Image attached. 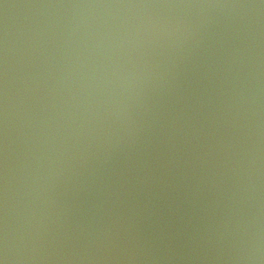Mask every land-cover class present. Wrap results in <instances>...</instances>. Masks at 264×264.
<instances>
[{"label":"water","instance_id":"95a60500","mask_svg":"<svg viewBox=\"0 0 264 264\" xmlns=\"http://www.w3.org/2000/svg\"><path fill=\"white\" fill-rule=\"evenodd\" d=\"M5 256L264 264V0H0Z\"/></svg>","mask_w":264,"mask_h":264},{"label":"rangeland","instance_id":"374dc122","mask_svg":"<svg viewBox=\"0 0 264 264\" xmlns=\"http://www.w3.org/2000/svg\"><path fill=\"white\" fill-rule=\"evenodd\" d=\"M135 34H136V37L138 38L139 46L144 48L143 40H142V32L135 33ZM161 54H162V57H160L157 54V56L155 57V60L152 61L155 71L159 72L158 73L159 76H163L165 73L172 75L173 71L175 70L174 67H172V65H166V63L164 62L165 58H164L163 52Z\"/></svg>","mask_w":264,"mask_h":264},{"label":"clouds","instance_id":"9594fccd","mask_svg":"<svg viewBox=\"0 0 264 264\" xmlns=\"http://www.w3.org/2000/svg\"><path fill=\"white\" fill-rule=\"evenodd\" d=\"M3 260H4V264H7V257L6 256L3 258Z\"/></svg>","mask_w":264,"mask_h":264},{"label":"snow or ice","instance_id":"6c2138e0","mask_svg":"<svg viewBox=\"0 0 264 264\" xmlns=\"http://www.w3.org/2000/svg\"><path fill=\"white\" fill-rule=\"evenodd\" d=\"M0 264H4V260L3 259H0Z\"/></svg>","mask_w":264,"mask_h":264}]
</instances>
